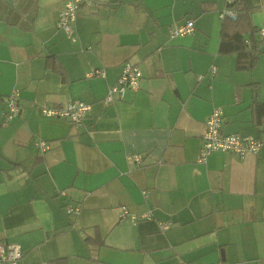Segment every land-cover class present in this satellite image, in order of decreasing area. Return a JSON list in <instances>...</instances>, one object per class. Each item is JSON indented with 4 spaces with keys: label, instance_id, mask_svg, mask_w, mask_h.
Here are the masks:
<instances>
[{
    "label": "crops",
    "instance_id": "obj_1",
    "mask_svg": "<svg viewBox=\"0 0 264 264\" xmlns=\"http://www.w3.org/2000/svg\"><path fill=\"white\" fill-rule=\"evenodd\" d=\"M242 1L257 29L264 0ZM226 5L97 0L65 33L61 0H0V241L20 246L19 264H264V142L196 161L216 107L223 134L264 140L251 85L264 102V44L250 70L219 54ZM187 19L192 32L167 34ZM124 61L139 87L105 103ZM97 68L103 77L87 76ZM13 91L20 111L5 120ZM74 100L91 106L79 124L41 112Z\"/></svg>",
    "mask_w": 264,
    "mask_h": 264
},
{
    "label": "built area",
    "instance_id": "obj_2",
    "mask_svg": "<svg viewBox=\"0 0 264 264\" xmlns=\"http://www.w3.org/2000/svg\"><path fill=\"white\" fill-rule=\"evenodd\" d=\"M97 0H61L62 8L58 12L56 19V27L65 33H70L73 28V23L76 18L77 10L82 6H91ZM230 3L232 0H225ZM219 17L235 18L236 13L230 8L225 7L219 12ZM194 28L193 21L187 19L184 23L167 28V34L170 37L182 36L192 32ZM257 39L264 44V23L257 28ZM247 42V41H246ZM213 72V69H212ZM105 72L103 69H94L87 74L88 77L100 76L103 77ZM141 78V71L138 66L130 61H124L120 68V73L116 82L110 86L103 99L105 103L113 100V95L117 94L122 97L123 93L129 89L135 91L139 87ZM200 78V76L198 77ZM4 119L10 120L16 116L20 111L17 93L11 92L5 96L4 100ZM91 106L89 103L79 100L70 101L62 105L55 106H42L41 112L47 116L62 117L74 124H79L90 111ZM222 118L219 108H213L205 120L204 130L201 135V147L196 161L202 162L207 155L213 151L230 152L243 157L247 152L256 153L262 145L264 140L252 135H241L238 133L223 134L221 131ZM40 151L49 147L45 141H40L37 144ZM135 162H139L140 157L135 155L133 157ZM145 194V193H144ZM79 207L76 205L65 206L64 211L67 214L77 213ZM134 218V217H133ZM170 222L160 224L161 229L169 226ZM22 251L18 244L4 243L0 241V264H19ZM217 264H226L219 261Z\"/></svg>",
    "mask_w": 264,
    "mask_h": 264
},
{
    "label": "trees",
    "instance_id": "obj_3",
    "mask_svg": "<svg viewBox=\"0 0 264 264\" xmlns=\"http://www.w3.org/2000/svg\"><path fill=\"white\" fill-rule=\"evenodd\" d=\"M242 0H232L226 6L236 13L235 18L224 17L220 28V39L218 45L219 54H233L235 56V68L239 70H250L257 63L260 53L261 42L257 39V29L250 25L246 16L241 11L244 6ZM247 34V37L245 35ZM247 41V42H246ZM52 59L47 60V65ZM254 87L252 108L255 117L264 115V102L256 99L257 84H251ZM86 242L102 244L98 236L93 238L86 236ZM53 264H67V257L60 256L52 261Z\"/></svg>",
    "mask_w": 264,
    "mask_h": 264
}]
</instances>
